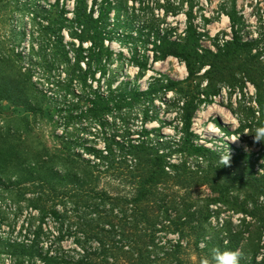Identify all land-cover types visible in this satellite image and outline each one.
<instances>
[{"label": "trees", "instance_id": "trees-1", "mask_svg": "<svg viewBox=\"0 0 264 264\" xmlns=\"http://www.w3.org/2000/svg\"><path fill=\"white\" fill-rule=\"evenodd\" d=\"M3 1L0 0V113L4 103L27 114L39 111L38 91L19 63L23 54L8 40L5 30L14 14L27 13L49 37L41 47L43 51L60 49L70 64L62 43L63 31L78 40L77 47L71 43L72 71L58 86L59 95L76 112L69 118L77 121V127L83 129L91 123L103 127L115 117L123 124L135 117L140 126L127 128V142L123 144L127 151L116 175L111 171L113 163L100 158V150L83 146L97 162L69 152L67 157L58 158L63 161L62 170L19 167L16 176H7L5 166L15 156L0 147V192L17 203L26 202L29 210L25 230L18 233L19 237L3 240L0 254L8 255L11 264H200L202 258H210L212 250L219 248L239 250L241 264H264V146L248 153L231 145L235 153H229L230 166H224L219 158L225 153L198 143L199 136L191 130L194 114L202 105L213 103L219 94L221 86L216 83L236 85L237 73L254 88V103L263 120L264 67L258 55L251 53L253 41L241 37L234 6L227 13L231 37L223 40L221 47L216 46L217 52L213 53L198 44L202 34L192 22L193 0H186L187 11L182 10L183 1L175 6L168 0L166 16L182 13L186 18L183 36L172 39L174 30L169 26L157 31L161 55L147 61L129 59L111 48L114 37L106 26L111 0H71V9L67 8L69 0ZM86 41L89 46L83 47ZM241 55H245L244 63L239 61ZM168 57L184 64L185 79L175 80L156 71L163 81H152L141 90L131 80H117L108 72L114 59L120 65L127 61L146 72L154 71L152 65ZM233 64H237L236 69ZM205 65L209 66L204 72L208 85L199 89L195 80ZM158 91L175 95L172 104L179 125L173 128L176 138L162 136L165 122L158 118L153 104ZM21 121L27 125L26 118ZM154 121L160 125L146 126ZM237 122L239 131L251 128L247 118L238 117ZM214 124L226 136L238 135V131L230 132L217 120ZM27 128L22 126L16 131L23 135ZM5 137H11L9 129ZM72 141L71 136L65 140L68 144ZM4 143L0 140V145ZM106 174L108 181L119 185V192L111 194L99 186ZM198 187L206 190L196 198L192 190ZM171 188L177 190L169 193ZM221 213L238 216L239 222L225 220L214 227L212 218L217 219ZM70 232L80 233L84 240H76L74 256L59 252L60 247H47L42 241L49 235L59 240ZM160 232L175 234L176 240L160 241Z\"/></svg>", "mask_w": 264, "mask_h": 264}, {"label": "rangeland", "instance_id": "rangeland-1", "mask_svg": "<svg viewBox=\"0 0 264 264\" xmlns=\"http://www.w3.org/2000/svg\"><path fill=\"white\" fill-rule=\"evenodd\" d=\"M111 1L112 5L106 26L114 37L110 45L116 53L122 52L129 59L149 61L154 55H161L162 48L156 41L157 31L168 29L169 26L174 30L172 39L183 36L186 18L182 13L177 16H170V14L166 16L168 0ZM172 1L175 6L183 1V11H187L189 8L186 0H169V2ZM5 2L6 0L3 1L4 4ZM233 6L238 13V29L242 39L253 41L254 49L251 53L258 55L259 62L264 67V0H235L234 3L232 0H193L192 22L197 32L202 34L198 44L201 48H208L215 53L217 52L216 46L221 47L223 40L230 39L227 13L232 12ZM67 8H72L71 0L67 1ZM14 16L15 18L7 24L5 30L9 34L8 40L13 42L16 49L23 54L19 63L23 66L22 72L30 75L38 91L39 111L27 114L20 108L9 106L6 103L1 104L0 140L3 139L5 143L0 147L16 157L12 162L8 161V165L5 166L6 175L16 176L15 170L19 167H25L26 170L34 168L35 171L45 168L62 170L63 161L61 162L58 158L67 157L69 152L78 153L86 160L97 162L98 160L94 156L84 151L83 146H92L100 150L101 156H106H100V158L107 163L108 161L113 163L111 171H114L116 175V172L121 170L119 168H122L123 156L127 151L123 145L127 142V128H139V119L131 117L126 124H123L117 119L118 117H115V120L108 119L103 127L98 126V123H91L82 127L83 129L77 127V121L69 118L70 114L75 116L76 112L73 106L64 102V99L59 95V82L66 78L67 72L72 71L73 47L71 43L77 47L78 40L72 38L67 31H63L62 43L65 50L68 51L67 58L71 62L69 64L63 59L59 52L60 49L42 50L45 47L44 42L49 39L48 36L45 37L42 34V25L32 21L27 13H16ZM88 46V41L83 43V47ZM58 48L60 47L58 46ZM199 53L202 52L199 51ZM244 59L245 55H241L239 61L244 63ZM85 62L86 60L81 61V65L84 66ZM237 64H233L232 67L236 69ZM111 66L108 72L117 77V80H131L132 83L139 85L141 90H145L152 81H163L156 71L175 80H183L187 76L184 64L173 57L153 64L154 71L142 72L127 61L120 65V62L115 59L111 62ZM159 67H164L165 70L162 71ZM208 68L209 66L205 65L197 73L198 78L195 82L199 89H204L208 85V77L204 73ZM239 74L237 73L239 81L236 85L231 86L227 82L216 83V86H221L219 94L213 98V103L202 105L194 114L191 122L192 132L199 136L197 142L222 153H235L230 148L231 145L248 153L258 151L260 147L264 146V142L254 143V134L257 129L264 127V115L262 120L260 109L258 110L254 103V88L245 77ZM98 75L99 73H96L95 77L97 78ZM155 95L157 99L153 104L158 118L165 122L164 125L162 124V136L168 139L176 138L178 134L173 128L179 127V125L176 108L172 104L175 95L172 92L163 95L161 91ZM238 117L247 118L251 128L239 131ZM24 118H26L27 125L21 121ZM215 120L230 132L238 131V135L226 136L214 124ZM158 125L160 124L155 121L146 124L148 128L158 127ZM22 126H27L28 130L20 135L21 131L17 133L16 129ZM209 128H213L215 133H209ZM7 129L10 130L11 137H5ZM70 136L73 138L72 144L65 142ZM231 138H235L238 145L231 143L229 141ZM189 162L193 163L194 161ZM107 178V174L102 176L99 186L111 194L119 192L121 188L116 181L110 182ZM173 190L177 189L171 188L168 189V192ZM205 190V187L195 188L192 190V195L198 198L205 194ZM177 196L180 197L179 194ZM17 210L21 212L19 213ZM27 211L29 210L26 202L17 203L10 196L0 192V252L3 240L19 237L18 233L25 230ZM237 217L221 213L217 219L212 218L211 223L214 227L218 226L217 222L221 224L225 220H231L237 224L239 222ZM48 230L53 231L51 227ZM51 234L53 235V233ZM62 236L63 238L55 240L49 235L42 241L46 243L47 247L50 245L51 247H60L61 251L59 252L74 256L73 250L78 248L76 240L80 238L81 243H84L81 234L70 232ZM157 236L160 241L168 240V243L174 242L177 237L175 234L165 232H160ZM92 242L93 240H89V243ZM0 256V264H11L8 255L0 254Z\"/></svg>", "mask_w": 264, "mask_h": 264}, {"label": "clouds", "instance_id": "clouds-1", "mask_svg": "<svg viewBox=\"0 0 264 264\" xmlns=\"http://www.w3.org/2000/svg\"><path fill=\"white\" fill-rule=\"evenodd\" d=\"M264 142V127L257 129L254 134V143ZM231 157L227 152L220 156L219 163L224 166H230ZM242 253L239 250H221L213 249L211 257L201 259L200 264H241Z\"/></svg>", "mask_w": 264, "mask_h": 264}, {"label": "bare ground", "instance_id": "bare-ground-1", "mask_svg": "<svg viewBox=\"0 0 264 264\" xmlns=\"http://www.w3.org/2000/svg\"><path fill=\"white\" fill-rule=\"evenodd\" d=\"M160 68V70H162V71H164L165 70V68L164 67H159ZM208 132L209 133H215V130L213 129V128H209L208 129ZM229 141L231 142V143H233V144H237L238 145V141L235 139V138H231V139H229ZM235 144V145H236Z\"/></svg>", "mask_w": 264, "mask_h": 264}]
</instances>
